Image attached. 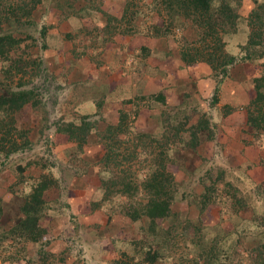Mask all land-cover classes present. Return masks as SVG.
Returning a JSON list of instances; mask_svg holds the SVG:
<instances>
[{
	"label": "rangeland",
	"instance_id": "rangeland-1",
	"mask_svg": "<svg viewBox=\"0 0 264 264\" xmlns=\"http://www.w3.org/2000/svg\"><path fill=\"white\" fill-rule=\"evenodd\" d=\"M66 2L69 6L65 8L68 9L64 11L61 7V11L56 12L54 9L50 10V5H55L53 0H42L32 10L33 22L30 25L15 24L0 18V31H11L20 38L19 48L15 49L17 54L13 60L10 55L0 57V93L25 82L26 86L31 88L33 97L41 96L45 99L49 119L57 117L68 105L67 98L69 99L72 90L81 92L83 90L85 94H88L86 91H91L98 98L104 94L109 103L97 114H90L88 106L81 104L83 108L78 110L79 112L71 109L72 115L87 113L90 120H100L105 116L106 119L115 121L118 118V111H126V120L128 124L130 120L132 131L140 135L148 133L158 136L160 142L180 139L183 131L189 133L191 125L202 113L206 119L225 114L221 105L227 102H222L218 86L217 101H211L213 87L216 84L208 78L214 76L210 74L208 65L203 61L184 63L179 58L178 46L182 37L185 39L195 37L196 27L189 16L182 13L180 17L175 16L172 11L164 8L165 4L160 0H66ZM240 11L245 13L246 7ZM106 14L110 15L109 20ZM240 16L241 18L238 17L235 22L236 30L240 26L239 23L244 22V14L240 13ZM153 23H157L161 28L167 27L169 32L159 36L151 35ZM228 29L227 33L223 34V39L225 48L230 51L236 49L234 43L241 40L242 34L233 36ZM262 46L263 43L255 48V53L263 52L264 48H260ZM17 55L20 57H16ZM161 72L163 74L171 72L169 79L167 80ZM50 73L55 75L49 76ZM124 82L129 89L125 87L124 91H119L120 84ZM159 83L164 84L167 97L173 102L178 101L173 86L179 84L182 101L174 105L154 99L150 94L159 91L163 93L162 89L158 88ZM55 85H60V89L52 92ZM120 94L124 95V99H117L114 102V96ZM125 98L129 100L126 101ZM120 101L124 106L120 107ZM231 106L232 110L241 111L243 115L242 104ZM58 108L60 109L57 110ZM151 112L159 114L161 130L158 134H153L148 129L151 125L149 123L152 122L149 119ZM36 114L39 116L40 111ZM103 127L95 132L96 135L99 131V134L105 133ZM127 136L129 137V134ZM122 139L126 143L131 141L137 143L134 147L136 159L130 161L132 164L135 161L133 164L135 176L131 177L135 178L136 182H141L152 167L150 150L152 148L156 150L157 145L144 137L125 140L122 136ZM118 149L124 152L121 147ZM36 155L35 161H40V156ZM9 161L11 160L0 154V169L7 167L4 165ZM47 162L59 170V173L71 169L68 164L58 160L56 154L49 151L45 153L41 163ZM208 173L202 177L206 182L203 198L208 201L216 195L222 196L226 195V192H233L230 186L224 185L225 187L219 188L218 183L210 182L215 172L212 175ZM3 175L5 176L3 184L6 185L0 186V194L2 191L13 190L14 182L7 181L6 172ZM96 180L100 182V179ZM193 186L199 191L198 183ZM260 187L264 189V184ZM115 198L120 205L123 201L126 204L136 203L134 206L136 208L145 201L142 191H137L131 198H126L124 194ZM124 205L123 203L122 207ZM177 208L181 207L177 204ZM157 221H159L157 224L162 225L161 228L159 226L155 228L154 223L151 227L150 223L142 238L133 240L132 255L126 253L120 257L121 251L114 258L120 257L125 264H264L262 261L264 239H257L254 242L244 239L228 241L203 238V231H200L199 226L186 219H178L175 211L169 212L165 218ZM15 232L10 228L6 231L0 230V242L5 238L10 240L13 247L9 254L14 259L11 262L0 260V264H86L84 261L75 262L76 259L80 260L78 252L64 257L60 256L61 254L49 256L44 252L40 255L38 243L25 245L24 239ZM146 249L149 252L144 259ZM240 249L248 250L241 252ZM150 255H153L152 259L148 258ZM91 263L96 264L94 258Z\"/></svg>",
	"mask_w": 264,
	"mask_h": 264
},
{
	"label": "crops",
	"instance_id": "crops-1",
	"mask_svg": "<svg viewBox=\"0 0 264 264\" xmlns=\"http://www.w3.org/2000/svg\"><path fill=\"white\" fill-rule=\"evenodd\" d=\"M248 7L249 5L246 9ZM52 9L60 12L55 5H50V10ZM239 12L245 15L243 11ZM239 25L232 33L233 36L242 34V38L234 43L236 49L231 50L233 53H236L237 45L243 43L247 35L246 23L240 22ZM259 70V60L231 65L227 75L221 78L218 85L222 102L233 106L247 102L253 93L250 78ZM170 74L171 72H167L163 75L168 80ZM208 78L215 84L214 76ZM120 86L119 91L128 88L126 82ZM158 88L162 89L166 103L175 105L182 101L179 84L173 86L177 102L168 99L164 84L159 83ZM59 89L60 85L51 91L57 92ZM86 92L88 94L83 90L82 92L72 90L69 99L67 98L68 105L55 118L49 119L45 99L41 96V103L38 106L32 107L26 103L16 111L17 126L28 128V137L34 143L25 151L13 152L7 159L11 161L4 165L7 167L0 169V186L6 185L3 184L5 172L8 175L7 181L14 182L11 192L2 191L0 194V230L6 231L19 219L21 215L19 207L23 197L30 191L31 185L37 181L40 173H48L54 177L56 185L48 186L42 191L43 204L37 223L44 229L43 237L36 241L25 240V245L38 243L54 255L69 256L78 252L80 260L76 259L75 262L84 261L86 264H92L94 258L96 264H112V259L118 252L134 253V241L144 235L148 221L144 216L130 219L115 197L102 198V188L96 179L105 175L99 161L103 148L94 130L88 133L84 145L77 149L65 134L57 132L54 128L55 122L59 119L77 121V117L82 113L73 116L71 109L81 110L83 108L81 104L87 105L92 114L96 111L97 100L103 98L100 109L109 103L104 94L98 98L91 91ZM123 96V94L114 96L113 101L121 100ZM120 103V107L124 106L122 101ZM37 111H40L39 116L36 114ZM149 119L152 122L149 123L151 125L148 129L153 134H158L161 130L159 114L151 112ZM107 120L114 122L110 118ZM209 120L210 131L206 129L198 131V142L193 148L178 143L166 150L168 156L166 169L177 183L183 181L175 192L170 212L175 211L178 219H186L199 226L200 231H203V238L228 241L264 239V189L260 187L264 184V132L256 133L254 128L246 123L241 111L236 109ZM101 123L102 125L106 123L105 118ZM47 151L56 154L58 160L68 164L71 169L59 173V170L50 163L42 164ZM36 154L40 156V161L35 162ZM27 159H32V162L21 172L23 176L18 178L20 173L15 165L23 164ZM210 167L220 169L223 180L238 189L237 195L244 201L242 206L233 210L228 196L212 198L201 207L196 199H192L193 193L202 190L200 187L198 191L193 184L197 185L199 175ZM177 204L181 208H177ZM157 226L162 227L161 224ZM6 242H2L1 248L4 249L3 252L9 253L13 245L10 240ZM247 250L240 249L241 252ZM22 256L27 258L25 255Z\"/></svg>",
	"mask_w": 264,
	"mask_h": 264
},
{
	"label": "trees",
	"instance_id": "trees-1",
	"mask_svg": "<svg viewBox=\"0 0 264 264\" xmlns=\"http://www.w3.org/2000/svg\"><path fill=\"white\" fill-rule=\"evenodd\" d=\"M41 1L42 0H0V12L2 13L0 14L2 15L0 18L15 24L30 25L33 22L32 10ZM53 1L59 11H61V7L64 11L68 9L65 8L69 6L66 0ZM160 2L164 3V8L168 11H172L175 16L180 17L181 13L185 16H189L191 22L195 25V37L191 39L182 37L178 46V54L179 58L184 63L203 61L208 65L210 74L214 75L216 79V85H214L211 95L212 102L217 101V86L221 78L227 75L228 68L231 65L238 62L259 60L260 70L250 78L253 93L248 101L242 104V111L246 123L252 126L255 131L262 132V129H264V51L255 53V48L259 47L261 43H263V46L260 48H264V0H160ZM247 5H249V7L246 9L245 15L243 16L244 22L247 25L246 39L243 43L237 45V51L233 53L231 50L229 51L225 48L223 34L227 33L228 27L230 33L235 32L236 19L238 17L240 18L239 11ZM106 16H108L107 19L109 20L110 15L106 14ZM41 30L43 31V29ZM42 31L41 34H43ZM165 32H169L167 27L161 28L157 23L152 24L151 35L159 36ZM25 36L26 35H24V37ZM19 41L20 38L14 35L13 32L8 30L0 31V57L10 55L13 60V58H15L14 56L17 54L15 53V49L19 48ZM43 44L45 43H42V45ZM10 52L11 54H9ZM16 57L20 56L17 55ZM39 58L40 60L42 59L40 55ZM57 86L59 85H55V88ZM150 95H152L154 99L162 102L164 101V96L160 91ZM102 100L103 98L95 102V114H97L102 107ZM127 100L129 99L127 98L126 101ZM40 101L41 97H33L31 88L27 87L25 82H21L14 88L6 89L4 92L0 93V154H3L4 158L8 159L13 152L19 150L24 151L31 148L34 142L28 137V128L18 127L14 115L16 111L26 103L35 107L41 103ZM221 106L223 113L232 110L230 104L224 103ZM118 112V118L114 122H109L105 116H102L100 120H90L89 114L82 113L79 114L77 121L72 119H59L55 122L54 128L57 132L65 134L67 139L71 140L75 147L79 149L84 145L86 137L91 130L97 132L98 129L104 126L103 131L105 130V133L99 134L100 131L98 132L103 146V152L99 161L101 168L104 169L106 174L100 177L102 198H113L120 194L126 195V198H131L137 191H142L145 196V201H143L138 208L134 207L136 203L129 202L126 204L125 201H123L125 204L122 207L124 213L130 219H137L144 216L148 221L147 226L152 223V227L154 223V227L158 228L156 224L157 220L165 218L170 212V204L174 199L175 192L178 190V185L181 183H177L172 174L166 169L165 164L168 158L166 150L178 143H183L193 148L198 142V131L205 129L210 131V120L209 118L206 119L202 113L196 122L191 125L189 133L183 131L184 134H182L180 139L174 141L164 140L160 142L158 136H153L148 133H142V135H140L132 131L130 120H128L129 124L126 120L127 112ZM104 118L106 123L102 125L101 121ZM128 134L129 137L127 136ZM122 136H124L125 140L144 137L147 138L150 143L152 142L157 145L156 150L153 148L150 150L152 153V167L149 172L145 174L141 182H136L135 178L131 177V175L135 176L133 167L135 161H133V164L130 163V161L136 159L134 153L136 142L131 141L126 143V141L122 139ZM119 147H121L124 152H121L118 149ZM4 160L5 159H3V161ZM30 161L32 162V159L25 160L23 164L17 163L15 165L16 170L20 173L18 178L23 176L21 172L31 163ZM207 172L211 175L215 172L212 179L210 178V182H214V184L218 183L220 186L219 188L225 187L224 185L232 188L233 192H226V195L222 196H228V198H230V204L233 210L244 204L243 198L237 195L238 189L230 182L223 180L222 171L220 169L213 171L211 168H207L199 176L197 181L202 190L192 195V199H196L200 207L207 202V199L203 198V188L206 182L202 179ZM54 185H56L54 177L48 173L42 172L39 174L37 181L31 185L30 191L23 197L19 207L21 215L9 228L16 231L15 233L17 236L24 239V241H36L43 237L44 229L37 223L38 214L43 204L41 195L45 188ZM216 197L221 196L216 195L213 199ZM126 198L124 199L126 200ZM199 198L202 199L201 202ZM4 241H7L6 238ZM2 242H0V260H7V262L14 261L9 253L3 252L4 249L1 248ZM38 249H40V255L44 252L49 256H54V254H50L47 249H44L42 245H40ZM148 252V249L144 251V259ZM121 255H126V253L122 251L120 257ZM128 255L130 256L132 254ZM60 256L64 257V255ZM120 257L114 258L112 264H125L124 260ZM148 258L152 259L153 255L148 256ZM262 261L264 262V259H262Z\"/></svg>",
	"mask_w": 264,
	"mask_h": 264
}]
</instances>
